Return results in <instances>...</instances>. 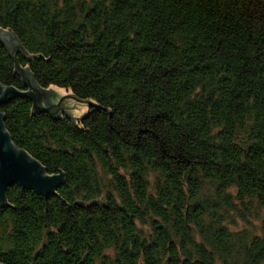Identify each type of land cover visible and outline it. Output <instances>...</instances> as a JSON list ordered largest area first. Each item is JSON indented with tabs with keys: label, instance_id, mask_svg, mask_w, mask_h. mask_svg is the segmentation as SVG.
Wrapping results in <instances>:
<instances>
[{
	"label": "trees",
	"instance_id": "1",
	"mask_svg": "<svg viewBox=\"0 0 264 264\" xmlns=\"http://www.w3.org/2000/svg\"><path fill=\"white\" fill-rule=\"evenodd\" d=\"M0 30L6 129L64 175L8 188L1 263L264 262V0H0ZM23 70L95 106L36 109Z\"/></svg>",
	"mask_w": 264,
	"mask_h": 264
},
{
	"label": "water",
	"instance_id": "2",
	"mask_svg": "<svg viewBox=\"0 0 264 264\" xmlns=\"http://www.w3.org/2000/svg\"><path fill=\"white\" fill-rule=\"evenodd\" d=\"M0 40L8 47H13L19 43L13 33L5 30H0ZM17 67L21 69L18 64ZM23 71L27 74L26 76L29 77V81L33 85L31 88L34 91L33 97L36 109L49 111L54 106L61 107V101L54 104L51 100L54 97L53 91L47 92L49 90H40L29 71ZM16 93L17 90L12 88L5 89L0 84V106L10 96ZM49 93L51 96L48 98ZM69 96L67 95L65 97ZM87 103L90 107L95 106L90 101ZM4 118V114L0 110V202H5L8 188L14 185H19L23 189L34 190L47 198L54 196L58 188L63 184L64 175L48 174L46 168L38 160L31 157L26 151L15 146L4 124ZM0 264L3 263L0 262Z\"/></svg>",
	"mask_w": 264,
	"mask_h": 264
},
{
	"label": "rangeland",
	"instance_id": "3",
	"mask_svg": "<svg viewBox=\"0 0 264 264\" xmlns=\"http://www.w3.org/2000/svg\"><path fill=\"white\" fill-rule=\"evenodd\" d=\"M48 90L49 91H47V92L53 91V92L58 93V97H56V98H58V102L61 101L60 102L61 105H62V103H65V106L62 105L60 107V110H67L69 108L71 115L76 117V118L82 117L83 115H85V113L88 112L89 104L87 102H80V101L76 100L74 97H70V96H73L70 91H68L64 88L56 87V86H51L50 89H48ZM67 95H70V96L65 97ZM50 96H51V94L49 93L48 98ZM44 100H46V99H44ZM51 100L53 101V98H51ZM55 101H57V100L55 99ZM261 219L262 218H260V220H255L254 218H252L251 223H247L246 221L242 220L241 218H236V221L233 224H231L229 226V228L232 230H237V231L242 230V229H251L254 232L261 233V227H260V224L262 222ZM262 264H264V262Z\"/></svg>",
	"mask_w": 264,
	"mask_h": 264
}]
</instances>
